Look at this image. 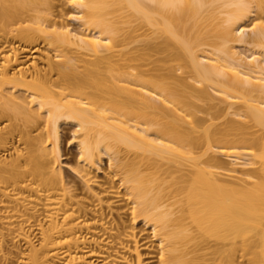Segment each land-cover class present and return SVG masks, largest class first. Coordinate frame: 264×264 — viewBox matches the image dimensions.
<instances>
[{
    "label": "bare ground",
    "instance_id": "obj_1",
    "mask_svg": "<svg viewBox=\"0 0 264 264\" xmlns=\"http://www.w3.org/2000/svg\"><path fill=\"white\" fill-rule=\"evenodd\" d=\"M139 225L264 264V0H0V264H143Z\"/></svg>",
    "mask_w": 264,
    "mask_h": 264
},
{
    "label": "rangeland",
    "instance_id": "obj_2",
    "mask_svg": "<svg viewBox=\"0 0 264 264\" xmlns=\"http://www.w3.org/2000/svg\"><path fill=\"white\" fill-rule=\"evenodd\" d=\"M66 11L65 12H67V13H74V10L73 9H70V8H66L65 9ZM119 20V22H124L125 20H123V19H118ZM129 20V19H128ZM133 20H135V18H131L130 19V21H133ZM71 25H75L73 22H71L70 23ZM234 46H235V51H238L239 50V52H241V53H245V56H250L251 55V53H253L252 51H253V49H251V48H248V47H244L243 45H241V44H238V43H236V44H234ZM242 47V48H241ZM241 50H240V49ZM246 48V49H245ZM248 48V49H247ZM252 51H251V50ZM243 51V52H242ZM36 57H37V55H36ZM214 94V93H213ZM217 102V101H216ZM63 133H67L68 135H69V132H63ZM65 145V144H64ZM67 145V144H66ZM64 146L65 147V151H64V158H63V160H62V167H63V174L64 175H68V173H69V169H67V165H72V163H73V160L76 158V156H77V148L75 147V146H72V147H70V148H68L67 146ZM222 160L224 161V162H226V163H228V164H230L232 167H233V164H234V160H232V159H227V158H222ZM107 164V161L105 160V161H103V168L104 169H106V165ZM230 166V167H231ZM104 173L105 172H103V175L101 174V172L100 173H94L93 174V177L95 178V179H98V180H101V178L102 177H104ZM141 225H139L138 226V230H136L137 232H138V234H139V236H138V240L140 241V245H141V253H142V258H143V260H144V263L143 264H152L151 263V261H150V259H149V255L150 254H154L155 252L157 253V242L156 241H154L153 240V238L151 237V234H150V231L149 230H145L144 228H142V226L140 227ZM145 245H147V246H149V248L148 249H146V248H144L145 247ZM155 253V254H156Z\"/></svg>",
    "mask_w": 264,
    "mask_h": 264
}]
</instances>
